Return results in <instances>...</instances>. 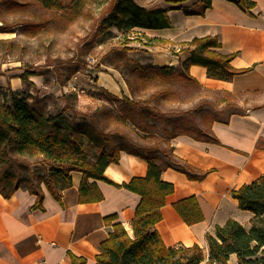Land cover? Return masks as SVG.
Here are the masks:
<instances>
[{
	"label": "trees",
	"instance_id": "16d2710c",
	"mask_svg": "<svg viewBox=\"0 0 264 264\" xmlns=\"http://www.w3.org/2000/svg\"><path fill=\"white\" fill-rule=\"evenodd\" d=\"M36 1L47 10L73 9L77 14L89 0ZM186 1L169 0L171 7L157 11H148L133 0H111L107 5L106 17L101 22L102 29L105 31L114 28L121 32L124 38V48L117 50L120 57L113 62V66L119 69V64L124 63L127 69L130 68L134 82L125 79L130 96L123 94L122 100L117 96L113 97L122 102L118 114H114L108 107L101 109L106 122L101 125L102 127L96 122V113L90 123H76L75 120L68 118V112L73 110L72 103L76 104L78 101L75 93L62 94L61 98L66 101V106L59 114L48 113L42 100L27 91H11L7 99L0 102V193L4 198L10 199L18 190L26 189L37 197L33 209L44 210L45 194L42 187L45 186L51 196L62 203V192L72 185L73 171L83 174L79 189L81 203L103 200V195L95 181H104L140 196V203L131 222L133 235L123 224L113 223L118 219L116 215L106 218L105 221L112 230L109 237L100 245L96 264H228L233 253L237 256L238 264H264V174L253 182L234 189L231 194L238 201L241 210L253 214L251 227L247 229L234 219H230L223 226H216L214 233H208L206 236L208 252L197 244L192 248L183 245L168 247L157 229V224L163 219L161 210L166 205L167 197L175 191L172 183L163 180V172L172 168L195 181L204 180L208 174L174 155L171 140L180 135H187L196 140L211 142L207 125L218 120V117L204 114L200 122L195 123L200 113L199 106L181 113L192 117L194 130H189L186 120L177 128V132L167 130L166 137L170 139V148L163 156L154 154L146 156L126 147H115L110 133L105 130L107 122L109 124L114 121L127 126V122L136 125V119H140L139 128L149 136L161 140L163 136L146 129L147 117L158 118L159 115L161 120H165V113H155L156 108L148 107L145 110L143 108L144 102L150 104L156 101L157 104H161L166 96L174 92L172 88L162 86L158 82L174 78L190 84L189 86H198L189 75L191 66L204 67L209 78L222 81H231L237 74L248 71L233 68L231 62L235 55L220 52L222 44L216 36L195 38L190 42L182 43L180 51L189 52L191 57L179 68L144 66L129 57L128 52L131 48L128 45L132 41L129 36L134 29H170L168 10L180 9L186 15L192 14L188 7L181 5ZM210 1L204 0L203 6L197 7L194 12L204 15L211 5ZM233 2L247 13L255 7L252 0H233ZM154 40L168 44L165 40L149 39L150 42ZM29 75L38 74L27 71L20 78L23 82L31 84L28 81ZM153 80L156 81L152 85L150 83ZM153 86L158 88L150 91L149 98L142 102L147 90L152 89ZM192 99L193 95L188 101L182 102L191 103ZM202 122L206 128L202 127ZM257 148L264 151V139L258 141ZM122 152L145 160L148 163L147 175L134 177L129 183L122 185H116L108 179L105 175L107 167L112 163H118ZM28 158H33L34 163H42L45 169L48 166L51 168L43 175L38 174L36 183L29 179L22 180L21 176L11 169L12 164L19 170L26 168L30 164L25 161ZM91 180L94 182L92 183ZM23 181L27 182L26 185L22 184ZM174 208L188 225L205 220L203 209L195 196L174 203ZM68 256L70 264H87L82 256L77 257L72 253Z\"/></svg>",
	"mask_w": 264,
	"mask_h": 264
},
{
	"label": "crops",
	"instance_id": "0c3cea01",
	"mask_svg": "<svg viewBox=\"0 0 264 264\" xmlns=\"http://www.w3.org/2000/svg\"><path fill=\"white\" fill-rule=\"evenodd\" d=\"M203 1L187 0L181 5L197 9L203 6ZM252 1L255 7L250 13L233 0H211L204 15L198 12L186 15L183 10L170 9L167 12L170 29L147 31L149 39L165 40L168 44L154 40L144 46L145 53L139 52L134 57L144 66L179 68L191 57L189 52L180 51L182 43L216 36L222 44L220 52L235 55L233 68L248 70L231 81L209 78L207 69L201 66H191L188 71L198 83L191 85V91H197L193 93L192 108L203 102L200 98L216 100L227 117L207 125L211 142L187 135L171 140L174 155L208 174L204 180L195 181L172 168L163 172V180L175 186L161 210L163 219L157 224L168 247L192 248L197 244L208 252L206 236L214 233L216 226L234 219L247 229L251 227L253 214L241 210L231 194L264 174V151L257 148L258 141L264 139V0ZM98 78L103 90L130 96L129 87L117 70L100 72ZM21 84V78H17L14 85ZM212 106L207 105L209 109ZM147 169L145 160L122 152L119 162L110 164L105 175L116 185H122L134 177L146 176ZM71 177L72 185L62 192V203L42 187L44 210L33 209L37 197L26 189L18 190L10 199L0 193V264H70L69 253L82 256L87 264H96L100 245L112 230L105 220L112 215L118 217L113 223L123 224L133 235L131 222L141 200L139 195L95 181L103 200L81 203L83 174L73 171ZM191 196L198 199L205 216V220L194 225L186 224L174 208V203ZM228 264H238L234 253Z\"/></svg>",
	"mask_w": 264,
	"mask_h": 264
},
{
	"label": "rangeland",
	"instance_id": "374dc122",
	"mask_svg": "<svg viewBox=\"0 0 264 264\" xmlns=\"http://www.w3.org/2000/svg\"><path fill=\"white\" fill-rule=\"evenodd\" d=\"M133 1L148 11L171 6L169 0ZM110 2L111 0H89L75 14L73 9H44L36 0H0V102L7 99L11 91H27L42 100L48 113L59 114L66 106V101L61 98L62 94L75 93L78 101L76 104L72 103L73 110L68 112V118L76 123H90L96 113V122L102 127L101 125L106 124L104 113L101 112L104 107L118 114L122 102L113 97L117 96L122 100L123 95H115L100 88L98 75L100 72L114 69L124 80L134 82V76L130 74V68L127 69L122 62L119 69L113 66V62L120 57L117 50L124 48V38L122 33L114 28L104 31L101 27ZM186 6L189 11H196V8ZM133 31L129 36L132 41L128 45L131 48L128 55L135 61V55L139 52L145 53L144 46L150 44V41L148 30L140 28ZM27 71L38 75H29L28 81L31 84L21 79L22 84L15 86L16 79ZM156 80L150 84H155ZM158 83L172 88L174 92L166 96L161 104L156 101L150 104L144 102L143 108H156L155 113H165V120H161L159 115L158 118L148 116L146 128L164 138L158 140L157 137L144 133L139 128L140 119H136V125L127 122V126L114 121L109 124L107 122L105 130L110 133L115 147H126L146 156H163L170 148V139L166 137L167 130L177 132L184 120L188 121L189 130H194L192 117L181 113L192 109L191 103L182 101H188L196 91H191L190 84L174 78ZM157 88L158 86H153L147 90L145 98L141 101L149 98L150 91ZM200 99V102H203H199L200 113L195 123L200 122L204 114H212L222 119L227 117L226 111L220 110L216 105V100L209 102L206 98ZM209 103L213 105L211 109L207 107ZM25 161L30 164L21 170L14 164L11 165V169L15 170L22 180L29 179L36 183L38 174L43 175L48 169L51 170L49 166L45 169L42 163H34L33 158ZM25 183L27 182H22L23 185H26Z\"/></svg>",
	"mask_w": 264,
	"mask_h": 264
}]
</instances>
